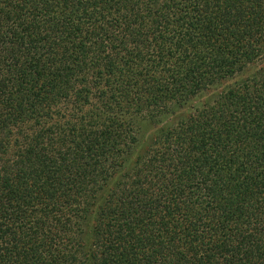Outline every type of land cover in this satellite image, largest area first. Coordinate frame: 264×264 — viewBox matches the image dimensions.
Masks as SVG:
<instances>
[{
	"label": "trees",
	"instance_id": "obj_1",
	"mask_svg": "<svg viewBox=\"0 0 264 264\" xmlns=\"http://www.w3.org/2000/svg\"><path fill=\"white\" fill-rule=\"evenodd\" d=\"M0 264H264V0H0Z\"/></svg>",
	"mask_w": 264,
	"mask_h": 264
},
{
	"label": "rangeland",
	"instance_id": "obj_2",
	"mask_svg": "<svg viewBox=\"0 0 264 264\" xmlns=\"http://www.w3.org/2000/svg\"><path fill=\"white\" fill-rule=\"evenodd\" d=\"M90 226V220L88 221V223H87V225H86V227H87V229H88V227ZM86 229V228H85ZM86 237H88V234L86 233Z\"/></svg>",
	"mask_w": 264,
	"mask_h": 264
}]
</instances>
